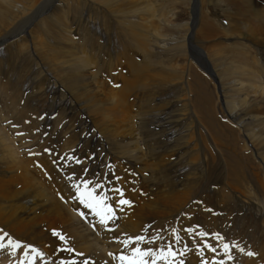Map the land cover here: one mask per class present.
<instances>
[{
  "label": "rangeland",
  "instance_id": "1",
  "mask_svg": "<svg viewBox=\"0 0 264 264\" xmlns=\"http://www.w3.org/2000/svg\"><path fill=\"white\" fill-rule=\"evenodd\" d=\"M37 1L8 0L4 7L10 14L20 13L18 20H15L18 24L22 18L25 19L29 15L34 16V6ZM116 1L110 2L111 10L115 7L123 10L127 5H131L126 7L130 9L128 13L130 15L126 17L127 19L124 18L127 20L124 25L116 18L118 12L108 10L103 6L104 0H54L52 6H47L48 11L36 17L38 19L29 25V29L34 31L31 43H27V38H29L26 34L27 30L12 39L15 40L14 44L18 49L16 56H13L14 53L11 52L14 45H10L7 49L6 42L0 44V49H6L5 54L0 52V83L7 79L12 81L20 97L26 101L25 107L17 105L15 108L11 106L12 109L7 104L1 103L0 98V126L15 149L16 156L33 154L37 155L36 161L38 162L47 160L48 168L55 170L56 180L63 183L66 188L68 210L81 216L83 221L88 222L87 226L90 228L93 227L92 221L88 215H81L83 205L78 206L76 202L78 200L75 191L77 186L80 187V184H83L80 182L86 179L90 188L96 190V195L103 192L106 196L108 192L111 197L105 199L106 201L119 195L112 189L117 185L120 186L123 189V198L131 203L115 207L114 218L110 219L105 229L106 233H112L110 237L119 229L117 225L120 221L126 220L128 215L125 214L122 217L124 209L136 210L137 207L141 208L142 216H144L140 225L147 221L154 224L140 228L145 230L146 237L149 238L151 234L158 233L161 237L167 233L166 231L171 230L165 222L171 213L170 204L166 207L163 202L167 196L166 193L171 191L170 196L173 198L175 195H181L183 187L188 188L190 192L196 194H192L190 200L186 202L194 203H189V208L178 213L179 217L195 216L196 206L199 204L206 206L209 216H228L229 214V220H231L228 222V227L225 225L226 229H224L223 226L221 232L225 235H222L224 239L221 233H218L219 231L216 232L223 241H228L230 245L237 243L233 251H230L229 244L227 248L222 245L217 249L207 237L198 236L196 246L203 253L206 249L213 253L210 259L208 256V260L206 258L202 263L220 264L223 260L224 264H237V255L252 253L255 256L260 254L261 256L258 255L261 257L259 264H264V191L261 189L263 191L261 194V190L260 193L255 190L242 171L240 173L245 183L240 182V185L245 186V196L243 192L245 190L241 186L238 185L241 188L239 189L237 184L234 186L231 183L234 180V168L223 173L222 171L226 168L224 169L223 164H220L224 163L222 161L224 158L226 162L235 161L234 153L241 150L244 155L248 156L245 158L249 164L255 161L260 167L263 166L260 168L256 164L257 167L250 164L257 170V173H263L264 170H260L264 168V162H262L264 161V141L259 146L256 145L258 148L254 152L251 143L248 144L240 135V129L242 125L246 129H258V123L251 121L254 115H259L264 121V90L258 95L257 90L254 89L255 94L249 97L243 96L246 98L241 102L237 99H226V110L231 112L228 116L223 107H217L215 104L214 89H217L216 84L218 83L214 75L211 76L196 60L193 53L189 51L187 41L189 30L193 34L192 42L207 55L208 61L211 62V69L216 71L220 83L239 77L237 72L241 71V68L236 66L237 53L248 54V59L251 60H248L246 66H250L251 62L257 69L256 73L260 75L250 79L252 87L255 85L254 88H257L259 82L260 84L264 82V0H125L126 3H121L122 0H119L117 2L120 5ZM195 1L197 6L193 4ZM131 2L133 5L128 4ZM172 8L174 13L169 19L171 21L164 26H159L155 22V16L169 15ZM193 12L197 13L195 25L191 27ZM10 23L11 18L6 21L5 27H9ZM26 24L27 22L21 24L17 30L23 29ZM20 36L23 38L20 39ZM166 39L167 41H164ZM30 47H33L38 58L50 70L52 69V73L55 72V68H58L59 73L68 76V79H74L75 83L68 86L64 84L65 87L56 78L57 71L53 75L61 87L49 84V80H52L49 78L52 77L49 71L46 73L48 76L46 79L41 78L43 76L41 73L34 78L29 75V80L26 79L30 72L32 57L36 58L33 54L32 57L29 55ZM127 49L131 50L134 61L143 68L145 77L136 80V74L135 77L132 72L127 74V68L119 64V59ZM44 52L51 57V66L43 59ZM101 57L104 62L101 61ZM107 59L116 66L119 64V67L110 66L108 68L109 66L105 64ZM120 65L124 68L123 70H119ZM34 66L31 67L32 71L37 70V66L36 68ZM187 69L198 73L203 79L204 87L208 89V95L212 100L214 115L219 121L215 128L220 130L222 139L214 134L206 124L200 128L196 127L188 109V107L193 109V105L185 100V88L182 84ZM224 71L228 73L223 74ZM119 72L123 75L127 74L128 79L133 77L135 94L143 95L146 102H150L144 112L133 104L126 114V116L132 115L134 111H139L146 115L144 137L140 136L137 143L130 138V126L126 127L128 134L125 137L121 135V132L114 136L117 142L111 140L112 135L105 126L108 125V128L116 130L119 125V119L108 120L112 116L107 109L109 101L119 98L118 89L120 86L123 87L121 77H119L122 73ZM129 73H132L131 77ZM25 83L26 85H23ZM37 84L40 88L46 86L45 92L47 89L48 91L54 89L50 92V99L46 102L41 94L38 95V100L42 98L40 101L35 102L36 99L29 102V97L26 95L33 93L32 88L38 93L41 92V89H37ZM84 89L95 91L101 100L100 107L106 108L105 112H98L101 118L106 120L104 126L96 124V115L88 110ZM224 89H227L229 94L237 92L231 91L229 85H225ZM243 93L244 91L241 97ZM188 95H192L191 92ZM39 102H43L46 107H40ZM193 113L196 117L202 118L200 113L194 109ZM125 119L129 120V117ZM225 127H231L235 132H230ZM223 133L226 134L223 135ZM228 142L232 143L233 151L228 147ZM45 148L50 150L52 159L46 155ZM224 150L226 151L223 156ZM73 153L74 158L69 160V156ZM256 157L260 160L259 162ZM76 159H80L81 164H77ZM253 162L252 164L255 163ZM60 172L64 175L68 174V179L61 177ZM113 174L120 179H113ZM261 174L257 176L264 184V174L263 176ZM37 181L45 183L41 176H37ZM191 182L193 188L189 184ZM97 183L101 185L100 188H95ZM223 186L229 191L228 199L231 205L238 206L240 210L225 208L222 209L223 211L220 209L218 211L213 206H209L217 203H211L209 199ZM53 194L54 199L63 198V192L60 190L53 189ZM121 207L123 211L120 210ZM243 213H246V216ZM251 213L256 216L255 220ZM255 222L256 224L253 225L252 223ZM212 223L214 227L215 222H211L209 226ZM149 229L153 230L152 233ZM205 229L212 230L200 226L199 234L200 231L204 233ZM68 232H70L69 229ZM205 244L209 247H204ZM60 247L61 244L47 246L45 254L37 250L36 252L31 249L27 250L28 252L25 250L18 260H23V264H28L29 258L32 264H61L64 259L59 253ZM179 252L182 255L170 258L175 260L176 264H180L181 261L183 264H192L196 259L191 256L192 248H181ZM225 253L228 256L232 254V263ZM14 261L16 264H21L17 260ZM158 264H163V262L158 261Z\"/></svg>",
  "mask_w": 264,
  "mask_h": 264
},
{
  "label": "bare ground",
  "instance_id": "2",
  "mask_svg": "<svg viewBox=\"0 0 264 264\" xmlns=\"http://www.w3.org/2000/svg\"><path fill=\"white\" fill-rule=\"evenodd\" d=\"M111 1L112 0H104V2L102 4L108 10H111L110 9V2ZM117 1H119V0H117ZM7 2H8V0H1V3H0V44L1 43L3 44L6 42L5 46L7 47V49L10 47V45H14V47L12 46V50L11 49L10 50H11L12 54L14 53L13 56H16L18 53V49L15 46L16 44H14L15 40H12V39L15 38L18 34L27 30L26 34H28L29 38H27L28 41L27 40L26 41H27V43L28 42L31 43V41L34 37V31H31L29 29V27H30L29 25L35 19L36 20L38 19L36 17H38L39 15L44 13L45 11H48L46 9L47 6H52V3L54 2V0H38L34 6L35 7L34 16L32 17V15H29V16L25 17V19L22 18V20L18 24H16L15 20H18V18H19L18 14H20V13L17 11H16L17 13L12 12L11 14L9 12H7L5 7H4V5L7 4ZM122 2H125V0H122L121 3ZM132 2L128 3V4H132ZM193 4L194 5L196 4V6H197L196 1ZM127 6H131V5H127ZM126 7H125V9L123 8V10L118 9V7L112 8L113 11L118 12V14L116 15V18L118 19V22H120L122 25H124L126 23V21H127L126 17L128 15H130V14H128V13H130V9L126 8ZM134 9H136V8H134ZM197 9H196V11H197ZM173 10H174L173 8H172V10H170L169 15H165V14L164 15L159 14L160 16L156 15L155 16V22L157 24H159V26L160 25L164 26L168 21L169 22L171 21L169 19H170V17H173V13H174ZM162 11H164V10H162ZM196 13L197 12H193L194 16H193V21H192L191 27H193L195 25ZM10 18H11V23L9 24V27H5L6 21L10 20ZM124 18H126V19H124ZM26 22H27V24L24 26L23 29L20 28V30H17L21 24L26 23ZM205 22H206V19H205ZM121 31H123V30H121ZM31 32H32L33 36L31 34ZM192 36H193L192 31L188 30L187 41H188L189 51L191 53H193V55L196 57V60L200 62V65H202L211 74V76L214 75L216 83L219 84V85L216 84L217 89H214L215 104L217 105V107H223L228 116L231 115V112L226 110V104H225L226 99H229V100L237 99V101L239 100V102H241L244 98H246L243 96H248V97L253 96L256 92L254 89L257 90L258 95H260L262 93V90H264V82H263V84H260V82H259L258 86L256 84L257 88H254L255 85L253 87L251 85L250 79L253 77H259L260 75L258 73H256L257 69L255 68L254 64H251V62L249 63L250 66H246L248 60H251V59H248V57H249V56H247L248 54L246 55L244 52H238L237 53L236 66L241 68V71L237 72L239 77L237 79L236 78L232 79V80L229 79L226 82L220 83V81L218 80V76H217L216 71H212V69H211V62L208 61L207 55L204 53V51L202 49L198 48L192 42ZM22 38H23V36H20V39H22ZM9 39H11V40L9 42H7ZM169 40H171V38ZM164 41H167V39ZM157 43H159L158 40H157ZM130 51L131 50L127 49L122 54L121 59H119V64L121 63V64H123L124 68H127L126 69L127 74H128V72H132L134 74L133 75L134 77L136 74L137 75L135 77L136 80L145 77V73H143V68L141 66H139L136 61H134L133 54ZM0 52L4 53V52H6V49L4 48ZM29 53H30L29 55L31 57L33 54V56L36 57L35 59H37V60L33 61L35 59L32 57V61L30 64V69H29L30 72H28L26 79H28L29 75H31V78H34L37 75H39L40 73L43 74V76L41 78L46 79L48 77L46 75V73L49 71L50 75L52 76V77H49L50 79H52L51 81L49 80V84L52 83L51 86L61 87V84H63V85L65 84L68 86V85H73L75 83L74 79H68V76H65V75L59 73L60 69L55 68L56 69L55 72L57 71L58 74H55L54 71H53V73L55 74L56 78H58V80L61 82V84H60L59 81L54 77V75L51 71L52 69L50 70L49 67L47 65H45L38 58L37 54L33 50V47L29 48ZM43 59L47 62V64L49 63V66H51L52 59L48 55V53L44 52ZM101 61H103L102 57H101ZM105 64H106V66H109L108 68H110V66H114V67L116 66V65L112 64L109 59H107L105 61ZM119 64L116 66L117 68L119 67ZM33 65L37 66V70H35V71L31 70V67ZM121 66L122 65H120L119 70L124 69V68H121ZM193 70H194V68H193ZM122 72H119V73L121 74ZM123 73L119 76V77H121V79H120L121 83H123V87L120 86V89H118L117 94L119 95V98L112 100V101H109L108 107H107V109L110 111L111 116H112L111 119H108V120L113 121L114 119H119V125H118L116 130H114L113 128H108V125H105V126H106V129L109 131L110 135H112L111 140H113L114 142H117L116 139L114 138V136L119 135V133L121 132V135H123L125 137L128 134L126 132V127L130 126V138L133 140L134 143H137L140 136L144 137V131L143 130H144V126L146 123V115L144 113H139V111H134L132 113V115L126 116V114L131 109V106L133 104H135V107L141 108L142 112H144L146 110V108H148L147 105L150 102H148V101L146 102L143 95H141V94L136 95L135 94V92H134V87H135V81L134 80L135 79L133 77H131L132 73L131 74L129 73L131 79L130 78L128 79V77L126 76L127 74L123 75ZM226 73H228V72H226V71L223 72V74H226ZM119 77L117 76V79ZM75 78H77V77H75ZM259 79L261 80V78H259ZM38 83H40V79H38ZM42 83H43V80H42ZM182 84L184 85V88H185V93H184L185 94V100L186 101L188 100V102H187L188 104L192 103L193 109L195 111L199 112L201 117H202V118L196 117L195 114L193 113V109L188 107V109L190 110L189 112L192 114V117H193V120L195 122L196 127L200 128L203 126V124H206V126L214 134H216L219 138L222 139V135L220 133V130L215 128L216 125L219 124V121L216 119V117L214 115L213 107L211 104L212 100L210 99V97L208 95V89H206L204 87V81L201 78V76L198 73H196L194 71L191 72V71H189V69H187L186 73L184 75ZM254 84H255V82H254ZM23 85H26V83ZM119 85H120V83H119ZM225 85H229V89H231V91H237V92H232L231 94L227 93V89H224ZM36 86L38 87L37 89H41V92L38 93V91L36 89L32 88L33 93L26 95L27 97H29V102L31 100H36V99L37 100L35 102H37V101H40L42 98L45 99L44 101L46 102L47 99H50V96H51L50 92H53L54 89H50L49 91L47 89L46 90L47 92H45L44 89L46 86H44L43 88H40L38 86V84ZM131 87H132V89H129ZM221 87H222V89H221ZM95 90H97V89H95ZM243 91H244V93L242 94V97H241V93ZM65 92H66V90H65ZM190 92L192 95H188ZM40 94H41L42 98L40 100H38L39 99L38 95H40ZM84 96L86 97L85 102H86V106H87L88 110L96 115L95 116L96 117V119H95L96 124L100 125L101 127L104 126L106 120L102 119L99 113L105 112L106 108L104 109V108L100 107V101H101V100H99L100 97L98 98V94L95 91H93L92 89H84ZM0 98L2 100L1 103L7 104L10 108H12V107L15 108L17 105H20L22 107L26 106V101L22 97H20V95L17 92V89L14 86V83L8 79L4 80L3 82L0 83ZM51 100H52V98H51ZM166 100H168V99H166ZM162 102H163V100H162ZM51 104H53V103H51ZM39 106L40 107H46V105H44L43 102L42 103L39 102ZM78 106H80V105H78ZM227 107H228V105H227ZM126 117H129V120H126L125 119ZM133 120L134 121L137 120V121L134 122ZM253 120L256 121V123H258V125H259L258 129L250 130V129L244 128V126L242 125L243 128L241 127L242 131L240 129V135L243 137L244 141H246L248 144H249V142L251 143V147L254 149V152H255V150L258 148V147L256 148V145L259 146L264 141V123H263L264 121L259 115H254L251 118V121H253ZM86 123H88V122H86ZM225 129H229L230 132H233V133L235 132L234 129L231 127H225ZM225 134L226 133H223V135H225ZM62 147L63 146H61L60 148H62ZM228 147L231 149V151H233L232 143L228 142ZM261 147H262V145H261ZM225 151L226 150L223 151V156H224ZM249 153L251 154V152H249ZM257 153H259V152H257ZM260 154H258V155L255 154V155L259 156ZM46 155L52 159L51 153L46 152ZM36 156L37 155H33V154L32 155L16 156L15 149L11 146V144L8 140V137L6 136L3 128L0 126V244L4 245L3 248H0V264H14V263L16 264V262L14 260L21 262L22 260L19 261L18 257H20V255L22 257L23 252H25V250L27 251L30 249L27 247L28 245L33 246L39 253L45 254L47 246H55L58 244H61V247L59 249V253L61 254V257L64 259L61 264H80L81 262H84L85 264H121V262L119 260V256L121 254H129L130 255V249H131V247L135 246V242H133L132 245L125 246V245L121 244L119 241H123L129 236L134 237L136 235H142L145 237V242L142 244V247H152L155 250L156 248H160L162 246H165V247L171 246L173 248V251L178 250L177 256L181 255V253L179 252V249H181V248L185 249L187 247L192 248L193 252L191 253V256L196 257L195 261L192 264H203L202 261L205 260L208 256L210 259L213 256V253H212V251H208L209 249L208 250L206 249V252L203 253L202 250H200L196 246V243L198 241V236H200L199 231H198V228L200 226H203V227L205 226L207 228L212 229V230L205 229L204 233L206 232V234H204V236L207 237L211 241L212 245L215 248L218 249V248H221L222 245L229 244V243H227L228 241L226 242V241H223L221 239L222 235H224L221 233L223 231V226L225 227V225H227L226 227H228V222L231 220V219L229 220V214L228 213H227L228 216L220 215L219 213L218 214L220 216H218V215L209 216L207 214V211H206V206L199 204L196 206L197 213L195 216L189 217V216L185 215L183 217H179L178 213L186 210L187 208H189L190 204L194 203V202L190 201L189 202L190 204H189L188 202H186V200L189 201L192 194H196L195 192H190L188 188H184V187H183V189H181V195H175L172 198L170 196L171 195V191H170V192L166 193L167 196L163 199V202L166 204V207L170 204L169 208H170L171 213L168 215V218L165 220V222L168 226L171 227V230L166 231L167 233H164L161 236L162 239H159V238L153 239L154 237H159L158 231H157L158 234H153V235L151 234L150 235V233H152L153 230L151 231V229H149V231H151L149 233L150 237L147 238L145 230L140 229L142 227L144 228L146 226H150L151 224H153V222L147 221L144 224L140 225L144 216H142V210L139 207H137L136 210H132L131 208L124 209V211H123L124 213L122 214V217H124L125 214H126V216L127 215L128 216L126 217V220L123 219L120 221V223L117 225V228H119V229H117L116 232H113L115 234L110 237V235L112 233H106V231H105L106 226L108 225L110 220L108 221L107 224L102 226L98 222L99 218L94 215L92 210L86 209L83 205V210L81 208V209H79V211L81 212V210H82V213L84 216H85V214L89 216L90 220L92 221V225H93V227L90 228L87 226L88 222L83 221L81 219L82 218L81 216H78L74 212L71 213L68 210V197L65 194L66 188H65L63 183H60L59 181L56 180L55 170H51L48 168L47 160H45L43 162L36 161ZM219 156H220V153H219ZM260 156H263V155H260ZM234 157H235V161H233V162H226L227 160H225V158H224V159H222V161H224V163H220V164H223L224 169L226 168L225 170L222 171L223 173L231 171L234 168L233 169L235 171L233 174L234 180L231 181V183L234 184V186H235V184H237V186L238 185L241 186L240 182H242L244 184L245 179L242 177V175L240 173L243 171V173L250 180L252 186H254L255 190L259 191V193H260L261 189L264 191V188L262 186L263 183H261L259 176H257L258 174H261L260 171H263L264 168L262 170L258 171L260 173H257L256 172L257 170L255 168H252L250 166V164L254 165V167H257L256 165H258V164H256L255 161H254L255 163L252 161L254 164H252V162L249 164V162L246 160V158H248V156L244 155L241 150L235 152ZM256 159L258 160V162L260 161L258 159V157H256ZM262 162H264V161H262ZM154 163H155V161H154ZM82 166L83 165H81V167ZM235 167H237V168H235ZM261 167H263V166H261ZM113 170H114V167H113ZM60 174H62L61 177H63L65 180L68 179V174L64 175V173H61V172H60ZM263 174H264V171L261 175L263 176ZM37 176H41L44 179L45 183H41V182L37 181ZM65 183H66V181H65ZM80 183H82V181ZM67 184H68V182H67ZM189 184L192 186V182ZM87 186L90 188L89 184ZM84 187H85L84 184H80V188L82 191H83ZM225 187H226V185H225ZM241 187H242V189L245 190V191H243V190L242 191L245 192V196H246L245 186H241ZM192 188H193V186H192ZM53 189H57V190H60L63 192V198L61 200H57V199L52 198V197H54ZM239 189H241V188L239 187ZM262 190H261V194L263 192ZM230 191H232V189ZM228 192L229 191L226 190L224 188V186L222 188L218 189L216 191V193L214 192L215 195L211 199H209V201L211 200L210 201L211 203H213V202H217V203L211 204L209 206H213L218 211L225 209V208L230 209V210L232 208L240 210L238 206L234 205V207H233V205H231L230 200L228 199L229 198ZM94 194H96V190H95ZM107 194H108V192H107ZM107 194H106V199L108 197H111L109 194L108 195ZM237 194H239V193H237ZM115 197H117V196H115ZM114 200H115V198L112 197V199H109L108 201L105 200L104 203L108 204L109 206H113ZM76 202L79 204V200H77ZM80 205L81 204H79L78 206H80ZM114 211H115V209H114ZM241 211H243V210H241ZM252 213H254V212H252ZM68 214H70L69 217H68ZM223 214H225V213H223ZM227 214H225V215H227ZM241 214H242V212H241ZM241 214L239 213V215H241ZM245 214L243 213V215H245ZM131 215L134 217H132ZM248 215H249V213H248ZM255 217L256 216H254V220H255ZM249 219L251 220V218H249ZM211 222H215L214 227H213V223L209 226V224ZM252 224L254 225V224H256V222L252 223ZM196 225H198V227H196ZM151 227H153V226H151ZM226 227L224 229H226ZM68 229L70 230V232H68ZM188 229H191V231L189 232ZM52 230H56V232L58 234L53 235ZM173 230H175V234H176V236L179 237V240L174 239ZM149 231L147 230V232H149ZM216 231H219L218 233H221L220 234L221 237L218 236L219 234L217 235ZM200 233H201V231H200ZM60 236L65 237V239L61 240ZM232 238H234V237H232ZM228 239H229V237H228ZM17 240L21 242L20 247L17 249L11 248L10 247V241H17ZM110 240H111V242H110ZM148 241H151V243H149ZM109 242L111 244L110 246H109ZM235 246L237 247L236 242H235V245L233 244V246L229 244L230 251L232 249H234ZM68 249H72V251H69ZM30 252L31 251H29V253ZM110 253L112 255H109ZM80 254H82V255H80ZM258 255H260V254H258ZM258 255L257 256L245 255V253H242L240 256H238V255L236 256V258H237L236 262H237V264H259L261 255L260 256H258ZM177 256H175L173 258H176ZM229 256L231 257L230 261L232 263L233 262L232 261L233 256L231 253ZM147 258L149 260L151 259V257H147ZM207 260H208V258H207ZM205 264H207V263H205Z\"/></svg>",
  "mask_w": 264,
  "mask_h": 264
},
{
  "label": "snow or ice",
  "instance_id": "3",
  "mask_svg": "<svg viewBox=\"0 0 264 264\" xmlns=\"http://www.w3.org/2000/svg\"><path fill=\"white\" fill-rule=\"evenodd\" d=\"M45 152H49L50 150L45 148ZM38 154V153H37ZM74 158L73 155L69 156V160ZM75 162L77 164L81 163L80 159H76ZM87 171V169H85ZM113 179L119 180L120 177L115 176L113 174ZM82 183L85 185L83 191L79 186L75 189L76 191V197L79 200V204L84 205L86 209L92 210L94 215L98 217V222L103 226L108 223V221L112 218H114V209L116 206H125L129 205L131 202L127 199L123 198V189L120 186H115L112 190L115 193H118L119 195L114 200V205L109 206L108 204L104 203L106 196L103 192L99 193V195L94 194L95 189L89 188L88 181L85 179L82 181ZM100 184H96L95 188H100ZM121 211H123V208H120ZM83 216V213L81 214ZM190 232L191 229H188ZM53 235H57L58 233L56 230H52ZM200 235H204V233H200ZM215 235V234H214ZM173 237L176 240H179V237L176 236L175 230H173ZM162 239V237H154L153 239ZM61 240H64L65 237L60 236ZM121 244L127 246L132 245L133 242H135V246L131 247L130 249V255L129 254H121L119 256V260L121 264H158V261H162L163 264H176V261L173 259H170L171 257L177 256L178 250L173 251L171 246H162L160 248H156L155 250L152 247H142V244L145 242V237L142 235H136V236H129L123 241H119ZM151 243V241H148ZM21 245L20 241H10V247L13 249L19 248ZM4 245L0 244V248H3ZM28 248H30L33 252H36V249L28 245ZM204 247H209V245L205 244ZM225 248L228 247L227 244L224 245ZM69 251H72V249H68ZM82 255V254H80ZM109 255H112L111 253ZM182 255V254H181ZM249 255H252V253H249ZM225 256L228 259H231L230 256H228L227 253H225ZM147 257H151L149 260ZM21 264H23V260L21 261ZM28 264H32L31 258H29ZM180 264H183L181 261ZM220 264H224L223 260L220 261Z\"/></svg>",
  "mask_w": 264,
  "mask_h": 264
},
{
  "label": "built area",
  "instance_id": "4",
  "mask_svg": "<svg viewBox=\"0 0 264 264\" xmlns=\"http://www.w3.org/2000/svg\"><path fill=\"white\" fill-rule=\"evenodd\" d=\"M2 49H0V51H1Z\"/></svg>",
  "mask_w": 264,
  "mask_h": 264
}]
</instances>
